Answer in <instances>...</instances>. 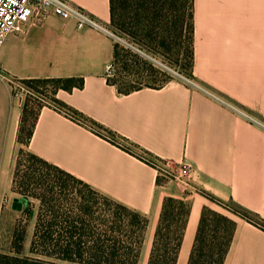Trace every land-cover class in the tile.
I'll use <instances>...</instances> for the list:
<instances>
[{"label": "crops", "instance_id": "obj_1", "mask_svg": "<svg viewBox=\"0 0 264 264\" xmlns=\"http://www.w3.org/2000/svg\"><path fill=\"white\" fill-rule=\"evenodd\" d=\"M69 1L110 24V0ZM189 9V78L264 124V0H189ZM113 52L104 35L77 30L73 22L48 13L32 16L7 37L0 72L16 81L82 80L81 88L58 90L55 98L112 132L118 142L48 106L39 110L24 150L146 218L137 264H148L165 198L189 205L176 264L188 262L202 209L220 208L210 198L264 220V129L180 79L120 93L106 75ZM21 102L0 80V233L6 216L23 214L25 206L12 190L22 147ZM137 155L168 162L170 170L159 172ZM185 162L194 171L181 182L175 175ZM15 199L22 201L21 210L12 208ZM32 210L23 255L35 223ZM229 218L235 230L223 264H264V230ZM6 245L1 240L0 254H10Z\"/></svg>", "mask_w": 264, "mask_h": 264}, {"label": "trees", "instance_id": "obj_2", "mask_svg": "<svg viewBox=\"0 0 264 264\" xmlns=\"http://www.w3.org/2000/svg\"><path fill=\"white\" fill-rule=\"evenodd\" d=\"M183 2L184 6L188 4L187 26L184 19L179 21L176 0H110V25L149 53L158 46H163L164 41H170L173 34L176 33L179 38L185 28H188L190 70L192 24L189 0ZM123 52L121 47L114 45L113 67H118ZM145 63L140 66L143 69L142 74L147 70L152 74L156 72ZM122 70L123 76L119 80H108L120 93L128 94L144 87L155 88L144 85L136 87L124 82L130 75L139 76L141 73L139 69L132 73L133 70L127 65H124ZM169 80L170 78L163 84ZM48 81L60 86L54 88L53 95L58 90L70 92L83 85L80 79L22 82L30 87ZM55 103L58 109L86 121L96 131L102 130L108 135L97 131L99 135L118 144L116 136L109 130L84 118L57 99ZM40 109L41 107L33 114V121L29 124L27 105L23 108L18 132V143L22 147L16 156L12 180L13 192L20 195L25 202L23 214L26 213L30 217L34 207L31 201L38 203L29 250L27 255L21 256L23 236L14 235V254H0V264H137L147 226L145 217L99 194L58 167L28 152L26 154L24 147L31 139ZM123 149L132 153L128 147ZM137 156L145 161V157ZM210 200L226 212L264 230V220L256 214L233 203H223L214 198ZM188 214V204L173 198L163 200L148 264H176ZM234 230L233 220L204 207L187 264H223Z\"/></svg>", "mask_w": 264, "mask_h": 264}, {"label": "built area", "instance_id": "obj_3", "mask_svg": "<svg viewBox=\"0 0 264 264\" xmlns=\"http://www.w3.org/2000/svg\"><path fill=\"white\" fill-rule=\"evenodd\" d=\"M48 13L50 15L56 16L63 20L71 21L75 24L77 30H93L98 32L105 37H107L113 45H117L127 51H130L134 55L138 56L140 59L150 63L153 67L160 70L161 72H166L163 67L156 61L154 57L150 55L149 52L132 42L126 36L120 34L116 29H114L110 24H106L95 18L93 15L86 12L84 9L72 4L69 0H0V49L4 45L7 37L12 34L21 31V28L25 22L28 21L32 16H38L40 14ZM113 65L110 64L106 68L107 77H111L113 74ZM179 77L183 83L187 84L189 87L201 92L208 98H211L215 102L233 110L241 117L245 118L251 124H254L260 128L264 129V124L249 116L247 113L243 112L241 109L229 104L222 98L213 94L212 92L206 90L201 85L191 80L190 78ZM0 80L6 82L11 91V96L13 99L21 100V88L16 84V80H13L6 74L0 72ZM56 109H58L55 106ZM63 112L62 110L58 109ZM70 119L77 122L84 123L82 119L74 116L70 112H63ZM90 129L94 128L88 125ZM149 165L155 167L159 172H169L170 164L168 162L160 161L152 157H145ZM193 164L190 162H185L181 164L176 171V177L179 181L183 182L190 177L193 173Z\"/></svg>", "mask_w": 264, "mask_h": 264}, {"label": "rangeland", "instance_id": "obj_4", "mask_svg": "<svg viewBox=\"0 0 264 264\" xmlns=\"http://www.w3.org/2000/svg\"><path fill=\"white\" fill-rule=\"evenodd\" d=\"M176 6L178 9V15L180 16L179 21L181 22L182 19L185 21V25L188 24V4L184 6L183 0H176ZM189 37V31L188 28H185L184 32L181 34V36L178 38L177 34H173V37L170 41H164L163 46H158L156 50L152 51L150 55L156 59V61L160 64V67H163L164 70L168 73L167 75L161 73L158 71V69L153 68L148 63H145L140 60V58H136L133 53L130 51H127L126 49H123L124 52L121 53V59L122 61L119 62L118 67H113L112 76L109 77V80H119L121 76H123V66L127 65V67L134 73V71L139 69V72L141 73L143 69L140 66H143V63L146 64V66L151 67L156 72L152 74L150 70H147V72L141 73L138 75H130L129 77L124 80V82H128L129 84L133 86H152V87H158L163 84L165 80L168 78L172 79H179L178 76L189 78V70H188V63H189V57H188V40ZM139 46V45H138ZM16 84L22 89L21 90V100H22V106L27 105V111H28V117H29V124L33 121V114L39 109V107H48V106H56L55 103V95H53L52 91L55 87H60L58 84L52 83V82H42L33 84L32 88L27 86V84H24L22 81H17ZM62 87V86H61ZM103 135H108L104 133L102 130H98ZM27 154V151H26ZM38 206V203L34 202V210H36ZM216 212H221L231 218L234 217V215L226 212L222 208H217ZM29 226V216L25 214H14V216H6V218L3 220V224L1 227V233H0V242L1 240H5L7 245V250L10 251V255L14 254V250L12 248V241H14V235L23 236L26 237L27 229ZM22 237V238H23ZM24 240L22 243V246H24ZM6 250V251H7ZM8 252V251H7ZM23 251L21 252V256Z\"/></svg>", "mask_w": 264, "mask_h": 264}, {"label": "water", "instance_id": "obj_5", "mask_svg": "<svg viewBox=\"0 0 264 264\" xmlns=\"http://www.w3.org/2000/svg\"><path fill=\"white\" fill-rule=\"evenodd\" d=\"M21 207H22V201L18 200V199H15L13 201L12 208L15 209V210H21Z\"/></svg>", "mask_w": 264, "mask_h": 264}]
</instances>
